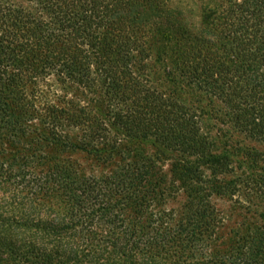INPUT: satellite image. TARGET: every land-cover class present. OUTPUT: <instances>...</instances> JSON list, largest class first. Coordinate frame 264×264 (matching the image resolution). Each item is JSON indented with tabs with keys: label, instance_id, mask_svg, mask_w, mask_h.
<instances>
[{
	"label": "trees",
	"instance_id": "obj_1",
	"mask_svg": "<svg viewBox=\"0 0 264 264\" xmlns=\"http://www.w3.org/2000/svg\"><path fill=\"white\" fill-rule=\"evenodd\" d=\"M168 1L0 0V264L207 263L196 253L186 259L181 248L172 255L182 237L159 236L153 216L143 218L140 209L161 193L157 182L142 184L148 172L138 149L133 165L102 176L71 157L79 149L102 164L123 161L122 136L147 144L163 136L147 135L155 122L169 131L164 143L229 173L219 190L256 183L240 181L227 154L208 152L203 111L168 85L216 97L241 132L264 143V0L202 7L196 25ZM94 64L117 85L116 103L102 108L91 95L84 107L40 88L54 76L93 89ZM130 119L149 123L136 132ZM252 157L245 163L264 166V153Z\"/></svg>",
	"mask_w": 264,
	"mask_h": 264
},
{
	"label": "rangeland",
	"instance_id": "obj_2",
	"mask_svg": "<svg viewBox=\"0 0 264 264\" xmlns=\"http://www.w3.org/2000/svg\"><path fill=\"white\" fill-rule=\"evenodd\" d=\"M10 1L18 5L25 2ZM229 1L231 0H169L167 5L179 4L184 8V13H187L190 23L196 25L202 7L220 9V6ZM90 63H94L93 58H90ZM91 69L89 76L93 79L90 84L93 89L90 87L86 90L82 84L77 83H63L54 76L47 77L40 88L49 98L66 96L74 101L82 100L80 104L84 107H90L87 97L91 95L97 96L96 103L102 108L108 102L116 103L117 85L107 84L105 78L97 73L96 64ZM157 76L158 70L155 75H151L152 79ZM162 84L167 87L166 82ZM168 88L176 89L179 97L203 111L199 114L198 125L206 134V142L212 145L208 152L227 154L234 175H241L240 181L250 176L256 180L251 185L253 187L245 188L238 183L236 190H219L221 178H229V173L218 165L200 160L182 148L177 150L169 146V143H164V137L169 135V131H163L161 127L158 130L155 122H152L154 130L146 132L147 135L157 132L163 136H150L147 144H134L129 132L122 136V142L127 145L122 150L123 161L116 155L107 164H102L91 155L85 158V153L79 149L74 150L71 157L79 161L85 173L102 176L116 170L117 166L133 165L136 161L134 149H138L136 152L142 155L138 163L148 172L142 184L146 183L147 187L150 182H157L159 185L156 189L161 193L157 200L147 202L140 210L144 213L143 218L146 215L153 216L159 236L170 231L172 234L178 232L177 235L182 237V247H176L174 243L169 247L172 255L180 254L181 248L186 259L190 256H187V252L196 253L198 257L203 256L206 264H264V166L260 161L254 165L250 162L249 165L244 160L245 154L250 155L253 160V153H264V143L241 132L232 123L228 107L216 97L197 93L188 86L183 87L182 91L173 85H168ZM84 94L86 98H83ZM129 103L127 100V104ZM148 123L145 124L141 119L132 122L130 119L126 125L129 129L134 127L137 132L141 129L140 125L146 126ZM69 132L72 137L78 133L76 129H70ZM254 185L258 187L255 188ZM176 239L177 237L174 241ZM170 258L174 259L171 256Z\"/></svg>",
	"mask_w": 264,
	"mask_h": 264
}]
</instances>
